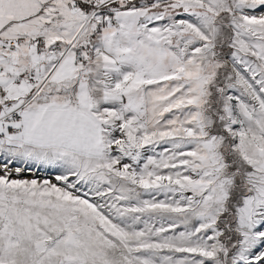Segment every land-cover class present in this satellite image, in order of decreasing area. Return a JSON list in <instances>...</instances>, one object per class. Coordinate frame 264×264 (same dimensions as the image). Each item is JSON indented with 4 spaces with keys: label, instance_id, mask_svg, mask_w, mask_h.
<instances>
[{
    "label": "snow or ice",
    "instance_id": "obj_1",
    "mask_svg": "<svg viewBox=\"0 0 264 264\" xmlns=\"http://www.w3.org/2000/svg\"><path fill=\"white\" fill-rule=\"evenodd\" d=\"M0 264H264V0H0Z\"/></svg>",
    "mask_w": 264,
    "mask_h": 264
}]
</instances>
